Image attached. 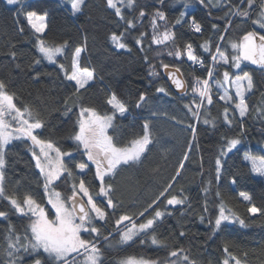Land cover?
<instances>
[{"label": "trees", "instance_id": "1", "mask_svg": "<svg viewBox=\"0 0 264 264\" xmlns=\"http://www.w3.org/2000/svg\"><path fill=\"white\" fill-rule=\"evenodd\" d=\"M25 2H30L33 10L48 12L45 35L49 43L68 42L66 56L57 58L60 62L66 67L70 66L74 49L83 47L85 51L81 54V67L94 70V79L87 88L81 90V95L73 96L74 89L56 65L46 60H41L39 65L34 64V60L40 55L35 47L37 34L27 24L23 15H18L13 6L6 4V0H0V80L7 84L9 92L15 93L18 106L28 105L39 112L44 121V128L37 131H42L44 138L53 139L66 150L74 149L75 145L69 137L74 130L78 108L73 107L72 112L65 113L66 99L69 104L82 103L100 111H110L106 100L115 93L129 107L126 118L116 121L118 127L115 134L125 139L139 134L146 119L151 121L154 145H150L151 151L142 164L120 171L112 181L116 189L115 199L122 203L101 231L105 234L112 233L115 243L119 239L114 227L117 216L123 213L138 214L159 195L175 174L189 142L193 140L187 124L194 123L197 127L194 141L196 147L189 154V160L185 161V168L177 178L178 184L170 190L173 194H178L182 189L188 197V202L175 208L162 202L159 205L161 210L167 207L172 214H166L163 220L158 222L156 234L170 247L185 249L196 264H222L227 258L225 246H228L229 252L240 258L244 264H264V217L251 216L247 212V202L239 196L240 192H246L251 196L252 203L264 208V178L254 177L244 162L247 153L264 155V119L259 118L257 111L264 108V69L252 64L242 65L253 80V90L247 96L250 117L245 118L242 128L238 114L231 128L223 123V101H219L216 96L214 105L210 106L211 118H216V127L204 124L202 119L196 122L185 108V104L191 100V91L189 90L187 95L176 93L166 80L161 62L179 67L189 89L194 76L206 78V68L192 65L186 57L177 60L161 55L160 48L151 42L150 28V18L157 9L166 13L169 27H172L181 11H188L202 25L203 31L196 33L187 23L175 25L172 30L176 34V44L183 48L185 44L191 43L196 52L210 65L209 54L203 52L200 45L205 40H210L215 45L219 42V35L223 33L225 41L222 46L227 47L228 40H238L245 32L255 29L256 26L251 20L227 16L226 13L231 7L228 0H224L218 7L208 4L207 0L205 4L190 0L188 9L178 0H164L163 5L159 0H137L135 11L124 9L126 16L136 18L141 10L146 15L142 20L136 19L134 29L125 31L127 25L115 16L114 10L107 7L106 0H86L83 11L76 16L71 15L65 6L60 4V0ZM238 2L239 0H232V4ZM261 2L264 0H256L255 10L251 13L253 18L259 12ZM228 19H231V27L224 33ZM213 24L217 25V29L212 28ZM20 27L24 28L23 33L19 31ZM113 32L124 33L125 43L131 51L118 49L113 45L110 40ZM141 33H145L143 44L137 45L135 41ZM12 52L16 53L15 59L11 55ZM152 66H155L158 75H149ZM158 87H165L170 95L158 93ZM141 93L147 96V104L136 108L135 104ZM153 112L156 113L155 116ZM241 131L243 143L240 150L229 154L222 179L217 184L214 164L223 137L236 136ZM10 147L7 167L9 189L19 191L21 197L24 193H30L42 203H46L40 186L41 177L34 167L27 144L16 141ZM76 156L79 160L78 153ZM93 173L84 179L95 193L98 191V182ZM233 178L237 181L234 185L231 183ZM209 179L213 181L211 185L207 183ZM70 184L71 180L61 183L58 190L68 194ZM205 187L209 188L207 196L203 191ZM217 191L226 206L246 220L248 227L241 228L239 224H234L222 232L212 233L207 221L209 218L214 220V214L218 213L220 199L216 197ZM97 199L103 200L102 197ZM205 199L208 201V212H204ZM0 210L10 212L11 222L17 228H23L27 223V217L14 214L6 201H0ZM108 211L112 212L111 209ZM201 215L205 216L204 223H201ZM4 227V224H0V232ZM181 231L185 233L184 236L180 235ZM101 243L103 244V241ZM168 251L169 249L151 245L150 242L143 245L134 242L123 246V250L119 252L115 249L106 250V264H116V261L125 255L163 260ZM4 259L3 253L0 252V264H3Z\"/></svg>", "mask_w": 264, "mask_h": 264}, {"label": "snow or ice", "instance_id": "2", "mask_svg": "<svg viewBox=\"0 0 264 264\" xmlns=\"http://www.w3.org/2000/svg\"><path fill=\"white\" fill-rule=\"evenodd\" d=\"M136 2L137 0H106L107 7L114 10L115 16L127 25L125 31L134 29L136 19L142 20L146 15L141 10L136 18L126 16L124 9L135 11ZM178 2L183 3L185 9L189 8L190 0H178ZM198 2L205 4L206 0H198ZM159 3L163 5L164 0H159ZM207 3H212V0H207ZM228 3L231 7L226 13L227 16L240 17L245 21L250 19L256 27L245 32L238 40H228L227 47L222 46V42L225 41L223 33L219 35V42L215 45L210 40H205L200 48L209 54L210 65L196 52L191 43L185 44L183 48L176 44V34L172 30L175 25L187 23L194 32L202 33V25L197 22L195 16L188 11H181L172 27H169L166 13L157 9L151 19L153 44L167 47L171 43L169 56L177 60L186 57L192 65L206 68V78L194 76L189 89L188 82L182 78L183 74L179 67L161 62V67L166 71L177 91L183 95L191 91V100L185 104V108L192 119L196 122L202 119L204 124L213 128L216 127V118H211L210 106L214 105V95L219 101H223V123L231 128L238 114L242 128L245 118L250 117L247 95L253 90L252 77L242 65L247 62L264 69V2L260 3L255 18L251 13L255 10L256 0H239L237 4H232V0H228ZM6 4L13 6L18 15H23L27 24L37 34L35 47L40 55L34 60V64L39 65L41 60H46L56 65L64 74V79L70 82L74 89L72 95H81V90L86 89L94 79L93 69L81 67V54L85 49L76 47L72 52L70 66L66 67L57 58L66 56L68 42L49 43L45 35L48 27V12L33 10L32 4L26 3L25 0H6ZM60 4L65 6L71 15L76 16L83 11L86 0H60ZM185 17L190 19L186 20ZM158 21H164V24L161 25ZM229 27H231V19L226 21L224 33ZM212 28L217 29V25L213 24ZM19 31L23 33L24 28L20 27ZM144 35L145 33H141L136 38L137 45L143 44ZM110 40L116 48L131 51L125 43L124 33L113 32ZM11 55L15 59L16 53L12 52ZM170 68L174 70L169 71ZM149 75H158L155 66H152ZM156 91L170 95L165 87H158ZM16 100L15 93L9 92L7 84L0 80V201H6L14 214L27 217V223L23 228H17L11 222L10 212L0 210V224L5 225L0 232V241H2L0 252L5 257L3 264H106V250L115 249L119 252L123 250V246L134 242L141 245L150 242L151 245L169 249L168 255L163 260L125 255L119 258L116 264H196L185 249L170 247L156 234L158 222L163 220L166 214H172L167 207L161 210L159 205L165 202L166 206L175 208L188 202V197L184 195L182 189L178 194H173L170 190L178 184L177 178L185 168V161L189 160V154L196 147L194 141L197 127L194 123L187 124L193 140L189 142L175 174L159 195L138 214L123 213L117 216L114 227L119 239L114 243L112 233L105 234L101 231L122 203L115 199L116 189L112 181L120 171L138 166L147 159V154L151 151L150 145H154L151 121L146 119L139 134L125 139L115 134L118 127L116 121L126 118L129 107L115 93L106 100L110 111H100L82 103L69 104L66 99L65 113L72 112L73 107L78 108L74 130L69 137L75 147L66 150L53 139L44 138L42 131H37L44 128V121L39 112L28 105L18 106ZM146 104L147 96L141 93L135 107L142 108ZM257 111L259 118L264 119V108H259ZM152 114L156 115L155 112ZM110 129L112 132L109 131ZM242 135L241 131L239 135L223 137L214 164L217 184L222 179L229 154L234 150H240L243 143ZM16 141L27 144L34 167L41 177L40 186L46 203H42L30 193H24L21 197L19 191L10 190L8 187V155L11 151L10 146ZM77 153L80 156L79 160ZM244 160L254 176L264 177V155L247 153ZM90 173H93L94 179L98 182L96 185L98 191L95 193L84 179ZM69 180L71 184L68 194L58 190L59 184ZM207 183L211 185L213 181L209 179ZM231 183L236 184V179L233 178ZM203 191L207 196L209 188L205 187ZM239 196L247 202V212L251 216L264 217V208L252 203L249 194L242 191ZM97 197H102L103 200H98ZM216 197L220 199L218 213L214 214V220L209 218L207 221L213 234L222 232L234 224H239L241 228L248 227L244 218L226 206L219 191L216 192ZM109 209L112 212H109ZM208 211V201L205 199L204 212ZM200 220L204 223L205 216L201 215ZM180 235L184 236L185 233L181 231ZM224 251L227 253V258L222 264H231V262L244 264L240 258L229 252L228 246H225Z\"/></svg>", "mask_w": 264, "mask_h": 264}, {"label": "rangeland", "instance_id": "3", "mask_svg": "<svg viewBox=\"0 0 264 264\" xmlns=\"http://www.w3.org/2000/svg\"><path fill=\"white\" fill-rule=\"evenodd\" d=\"M224 0H212V3H208V4H211L212 6H214V7H218L222 2H223ZM151 19H152V17L150 18V24H151ZM158 23L159 24H164V21H158ZM151 28V35H152V33H153V29H152V27H150ZM155 45V44H154ZM155 46H157V45H155ZM157 47H159L160 48V54L161 55H166V56H169L168 55V50L171 48V43L166 47V46H163V45H161V46H157ZM229 51H231V49L229 48ZM169 57H171V58H174L173 56H169ZM245 64H249V63H247V62H245ZM234 94V93H233ZM249 95V94H248ZM247 95V96H248ZM214 97H215V95H214ZM217 97V96H216ZM110 131V130H109ZM244 162L245 163H247L245 160H244ZM254 176V175H253ZM254 177H257V176H254ZM258 178H264V177H258ZM231 264H234V262H231Z\"/></svg>", "mask_w": 264, "mask_h": 264}, {"label": "water", "instance_id": "4", "mask_svg": "<svg viewBox=\"0 0 264 264\" xmlns=\"http://www.w3.org/2000/svg\"><path fill=\"white\" fill-rule=\"evenodd\" d=\"M174 70V68H170L169 69V71H173ZM164 74H165V76H166V80H168V82H169V84H170V86H171V88L176 92V93H178V94H182L180 91H177V89L175 88V85L172 83V81L168 78V75H167V73H166V71L164 70ZM183 78V77H182ZM184 79V78H183Z\"/></svg>", "mask_w": 264, "mask_h": 264}]
</instances>
